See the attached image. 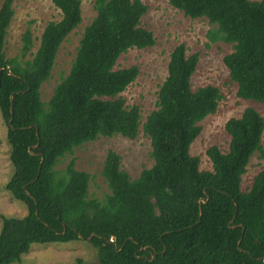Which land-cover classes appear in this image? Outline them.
<instances>
[{"label":"trees","instance_id":"1","mask_svg":"<svg viewBox=\"0 0 264 264\" xmlns=\"http://www.w3.org/2000/svg\"><path fill=\"white\" fill-rule=\"evenodd\" d=\"M12 2L3 0L0 7V68L12 72L0 71V117L13 168L4 187L26 212L1 216L0 264H22L33 243L70 242L91 233L99 264H264V167L241 188L250 158L262 153V115L249 106L227 119L228 148L208 146L211 170L202 169L191 145L224 93L211 84L192 88L199 55L187 54L179 43L169 54L156 109L141 122L139 107L121 96L138 68L115 66L129 49L155 44L152 31L141 26L147 11L142 0H94L96 14L82 32L69 72L44 103L40 87L61 43L81 23V2L52 0L61 18L46 22L30 60H23L33 46L29 28L20 57L5 56ZM169 3L189 18L208 20V39L231 45L222 60L236 95L264 106V0ZM140 125L153 164L130 178L120 155L108 150L101 173L109 193L103 198L89 196L90 175L75 167L74 158L57 168L82 144L101 136L134 139ZM207 196L206 203L198 201ZM110 238L120 251L107 243Z\"/></svg>","mask_w":264,"mask_h":264},{"label":"rangeland","instance_id":"2","mask_svg":"<svg viewBox=\"0 0 264 264\" xmlns=\"http://www.w3.org/2000/svg\"><path fill=\"white\" fill-rule=\"evenodd\" d=\"M3 0H0V7ZM81 23L61 43L51 74L40 87L41 99L46 103L54 88L68 74L75 57L82 32L96 14L94 0H80ZM147 11L141 17V26L152 31L155 44L143 48H132L121 54L115 68L135 65L138 68L136 79L121 93L128 106L137 105L141 122L156 109L157 91L167 74V63L172 49L179 43L186 47V53L197 52L198 62L192 76V88L201 85H216L224 93L215 113L208 115L201 122L200 134L191 145V154L198 155L202 169L211 170V163L205 153L208 146L216 145L225 151L229 136L224 124L230 117H237L246 107H254L264 118V106L236 95V85L229 82L228 69L223 64V56L231 51V45L222 41L211 42L207 32L213 26L206 18H189L170 5L169 0H142ZM13 16L7 29L4 52L7 58L20 57L21 37L27 28L33 37L31 54L23 60H30L39 45V38L46 22L58 21L61 14L52 0H13ZM7 127L0 117V227L1 216L19 217L25 214L24 205L13 199L5 190L13 168L9 161L6 139ZM108 150H113L121 157V168L130 178H136L140 172L153 164L151 144L142 132L134 139L120 135L98 137L74 149L71 155L62 157L58 169L66 166L71 158L75 167L90 175L88 194L101 199L109 193L102 176V166ZM264 167V132L262 135V153L256 151L249 160L246 172L242 176L241 188L247 189L253 176ZM22 264H99L95 248L87 239L80 238L70 242L33 243L30 250L21 256Z\"/></svg>","mask_w":264,"mask_h":264},{"label":"water","instance_id":"3","mask_svg":"<svg viewBox=\"0 0 264 264\" xmlns=\"http://www.w3.org/2000/svg\"><path fill=\"white\" fill-rule=\"evenodd\" d=\"M1 70H5L6 71V73H8V74H12V72L9 70V68L7 67V66H5V65H3L1 68H0V71ZM12 96V95H11ZM11 96H10V98H11ZM10 122H11V119L9 120V124H10ZM36 135H37V137H38V130H36ZM37 146V144L34 146V147H36ZM43 160V156L41 155V161ZM24 188H25V186H24ZM200 203L202 202V203H206L207 201H208V196L204 199V198H200L199 200H198ZM36 214H37V210H36ZM201 215H202V211L200 210L199 211V220L198 221H200V218H201ZM234 219V217L232 218V220ZM230 227H236L235 225H230ZM243 228H242V232H243ZM96 235V233H91L88 237H86V239L87 240H90L93 236H95ZM79 238H81V235H79ZM107 243L108 244H113L114 245V247H115V249L117 250V251H120L121 250V247L120 248H118V242H117V240L115 239V238H110V239H108L107 240ZM239 243H240V240H238V242H237V244L239 245ZM140 249H147V246H145V247H140ZM263 259V262H264V257L262 258Z\"/></svg>","mask_w":264,"mask_h":264}]
</instances>
